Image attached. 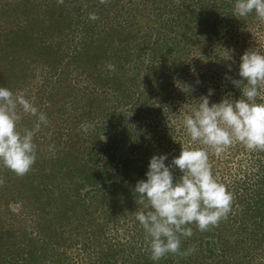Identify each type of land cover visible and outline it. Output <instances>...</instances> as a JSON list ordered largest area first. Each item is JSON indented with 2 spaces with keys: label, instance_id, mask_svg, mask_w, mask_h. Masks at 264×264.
<instances>
[{
  "label": "trees",
  "instance_id": "obj_1",
  "mask_svg": "<svg viewBox=\"0 0 264 264\" xmlns=\"http://www.w3.org/2000/svg\"><path fill=\"white\" fill-rule=\"evenodd\" d=\"M235 2L0 0V85L48 118L29 172L0 165V264H264V150L209 149L231 211L206 231L188 225L179 253L153 261L135 218L150 158L200 147L183 116L209 89L210 102L239 99L225 74L239 79L244 51L264 49V20L235 17ZM36 123L24 115L20 128Z\"/></svg>",
  "mask_w": 264,
  "mask_h": 264
},
{
  "label": "clouds",
  "instance_id": "obj_2",
  "mask_svg": "<svg viewBox=\"0 0 264 264\" xmlns=\"http://www.w3.org/2000/svg\"><path fill=\"white\" fill-rule=\"evenodd\" d=\"M253 12L264 20V0H236L235 17H247ZM90 19L97 17L93 13ZM234 51H227L228 59H232ZM227 68L231 72V64ZM238 76L239 79H234L225 74V79L240 89L239 99L210 102L214 90L209 89L196 100L198 105L183 116L190 142L201 146L181 144L179 155L167 163V153L154 154L149 160L146 179L135 185L136 202L143 206L135 212V218L146 233L153 261L180 252L181 236L193 234L188 225L195 224L200 231H206L231 211L233 195L214 176L209 149L219 155L233 144L242 143L249 150H264V101L257 102L264 94L261 91L264 89V49L244 51ZM179 87L186 94L192 91L191 85ZM24 115L37 118L35 128L21 130ZM47 123L46 114L23 92L0 85V165L19 176L29 172L37 159L35 132ZM177 169L182 173L179 177L174 176Z\"/></svg>",
  "mask_w": 264,
  "mask_h": 264
},
{
  "label": "rangeland",
  "instance_id": "obj_3",
  "mask_svg": "<svg viewBox=\"0 0 264 264\" xmlns=\"http://www.w3.org/2000/svg\"><path fill=\"white\" fill-rule=\"evenodd\" d=\"M23 89L26 91V89L24 88V86H23ZM12 208H16L17 209V206L16 205H12Z\"/></svg>",
  "mask_w": 264,
  "mask_h": 264
}]
</instances>
